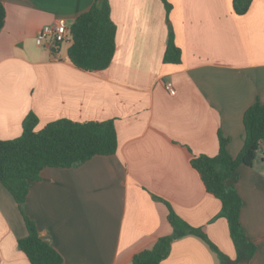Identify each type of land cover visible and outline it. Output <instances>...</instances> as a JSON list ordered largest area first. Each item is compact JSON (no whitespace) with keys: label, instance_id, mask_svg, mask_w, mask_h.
I'll list each match as a JSON object with an SVG mask.
<instances>
[{"label":"crops","instance_id":"crops-1","mask_svg":"<svg viewBox=\"0 0 264 264\" xmlns=\"http://www.w3.org/2000/svg\"><path fill=\"white\" fill-rule=\"evenodd\" d=\"M98 0H1L0 140L18 138L24 118L36 130L67 119L113 120L114 155L71 168H45L29 185L23 213L63 259L62 264H130L172 233L167 203L200 228L230 260L237 252L221 203L207 193L194 157H214L219 134L236 157L244 144L243 114L264 104V0L237 14L233 0H107L116 27L110 65L87 72L67 58L70 46L35 44L55 19L71 26ZM180 51L165 63L169 31ZM175 90L170 95L166 83ZM251 168L230 179L242 200L239 214L256 246L249 264H264V146ZM23 216L0 184V264H30L17 241ZM160 264H223L199 238L171 244Z\"/></svg>","mask_w":264,"mask_h":264},{"label":"trees","instance_id":"trees-1","mask_svg":"<svg viewBox=\"0 0 264 264\" xmlns=\"http://www.w3.org/2000/svg\"><path fill=\"white\" fill-rule=\"evenodd\" d=\"M166 8L169 5L162 0ZM251 0H233L237 14L245 13ZM5 21V9L0 0V31ZM72 38L67 49V58L76 68L87 72L106 69L115 53L116 27L111 20L107 0H98L92 7L78 16L69 28ZM180 51L173 43L169 31L164 53L165 63H178ZM244 144L236 157L227 150V140L219 134V150L216 156L200 155L191 160L207 193L221 203L218 217L227 221L229 235L237 252V260L251 259L256 246L245 236L239 214L242 200L230 179L241 166L251 168L257 151L264 146V104L255 103L243 114ZM37 118L27 115L22 122L21 135L13 140H0V184L10 193L23 216L27 235L17 241L18 249L30 264H62L63 259L39 236L35 224L24 215L29 185L39 181L45 168H71L94 156L114 155L117 148L113 120L75 122L60 119L36 130ZM168 208L167 220L172 227L169 236L156 241L150 250L136 254L130 264H160L170 253L171 244L183 237L201 239L217 254L221 263L228 259L209 241L206 234L179 218Z\"/></svg>","mask_w":264,"mask_h":264},{"label":"built area","instance_id":"built-area-1","mask_svg":"<svg viewBox=\"0 0 264 264\" xmlns=\"http://www.w3.org/2000/svg\"><path fill=\"white\" fill-rule=\"evenodd\" d=\"M70 26L64 19H55L50 25L44 26L37 33L35 44L38 47L52 49L63 43H71L72 38L69 31ZM165 89L170 95L175 94L172 83L165 84Z\"/></svg>","mask_w":264,"mask_h":264},{"label":"water","instance_id":"water-1","mask_svg":"<svg viewBox=\"0 0 264 264\" xmlns=\"http://www.w3.org/2000/svg\"><path fill=\"white\" fill-rule=\"evenodd\" d=\"M229 264H249V259L230 260Z\"/></svg>","mask_w":264,"mask_h":264},{"label":"rangeland","instance_id":"rangeland-1","mask_svg":"<svg viewBox=\"0 0 264 264\" xmlns=\"http://www.w3.org/2000/svg\"><path fill=\"white\" fill-rule=\"evenodd\" d=\"M70 43H63V46H67V45H69ZM260 150V149H259ZM257 151V153H256V156H255V159H254V164H257L258 162H259V159H260V155H259V153H260V151Z\"/></svg>","mask_w":264,"mask_h":264}]
</instances>
